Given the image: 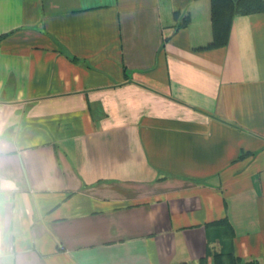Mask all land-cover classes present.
<instances>
[{
    "label": "crops",
    "instance_id": "1",
    "mask_svg": "<svg viewBox=\"0 0 264 264\" xmlns=\"http://www.w3.org/2000/svg\"><path fill=\"white\" fill-rule=\"evenodd\" d=\"M212 3L0 0V264H264V0Z\"/></svg>",
    "mask_w": 264,
    "mask_h": 264
},
{
    "label": "trees",
    "instance_id": "2",
    "mask_svg": "<svg viewBox=\"0 0 264 264\" xmlns=\"http://www.w3.org/2000/svg\"><path fill=\"white\" fill-rule=\"evenodd\" d=\"M212 25L213 34L215 36V43H220V37L223 38L225 34L227 21L229 15L234 11L239 12H255L262 9V0H222L221 4L216 3L217 0H212ZM220 8H223L221 11ZM223 41V39H222ZM222 43V42H221ZM214 44V42H213ZM225 252L215 253V264H236L235 259ZM245 264H258L256 261L251 260Z\"/></svg>",
    "mask_w": 264,
    "mask_h": 264
}]
</instances>
